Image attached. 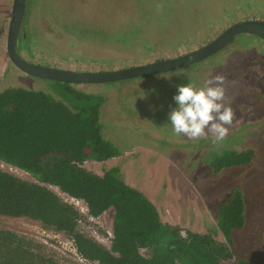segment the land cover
<instances>
[{"label": "rangeland", "instance_id": "1", "mask_svg": "<svg viewBox=\"0 0 264 264\" xmlns=\"http://www.w3.org/2000/svg\"><path fill=\"white\" fill-rule=\"evenodd\" d=\"M8 3L0 0V19L8 22L6 38ZM250 20L264 21V0H28L18 50L28 62L49 68L117 71L192 53L232 25ZM0 59L7 61L0 67L1 92L52 91L50 81L18 70L6 50ZM4 70L8 75L2 77ZM214 75L226 77L224 102L235 112L228 136L216 142L210 133L199 140L175 135L168 115L175 107L177 86L190 80L202 86ZM78 88L106 97L104 136L121 153L104 162L87 161V170L100 176L117 171L150 199L164 222L181 227L184 234H209L227 244L233 259L223 264H264V41L240 35L217 55L179 71ZM249 151L255 154L250 164L212 172L216 156ZM0 168L36 181L3 161ZM237 190L245 201V226L228 240L219 228L220 210ZM114 217L113 209L92 222L83 215L86 225L79 228L88 237L95 231L106 239L107 232H113ZM0 228L39 242L62 263L82 264L63 253L72 255L68 234L4 216ZM106 241L102 244L110 247V239ZM142 254L148 257L150 252Z\"/></svg>", "mask_w": 264, "mask_h": 264}, {"label": "trees", "instance_id": "2", "mask_svg": "<svg viewBox=\"0 0 264 264\" xmlns=\"http://www.w3.org/2000/svg\"><path fill=\"white\" fill-rule=\"evenodd\" d=\"M52 83L54 91L47 93L0 91V161L36 180L0 168V216L28 219L70 235L79 256L92 264H223L233 259L230 247L214 236L187 231L184 237L181 227L164 222L149 198L117 171L100 176L84 168L87 161L119 155V148L104 136L107 99L78 84ZM254 158L250 151L227 152L213 159L211 170L220 173ZM52 187L84 201L94 218L114 210L109 249L80 230L83 216ZM237 191L220 210L219 228L228 240L245 226V201ZM143 250L150 252L148 257ZM0 264L71 263H62L37 241L0 228Z\"/></svg>", "mask_w": 264, "mask_h": 264}, {"label": "water", "instance_id": "3", "mask_svg": "<svg viewBox=\"0 0 264 264\" xmlns=\"http://www.w3.org/2000/svg\"><path fill=\"white\" fill-rule=\"evenodd\" d=\"M27 3L28 0L13 1L11 20L7 33V54L13 65L24 74L57 83L105 85L136 78L166 74L208 60L224 49L232 46L235 43L236 38L240 35L253 36L264 41V21L250 20L232 25L205 47L173 59L108 72H76L58 68H49L28 62L18 52V45L27 12Z\"/></svg>", "mask_w": 264, "mask_h": 264}, {"label": "clouds", "instance_id": "4", "mask_svg": "<svg viewBox=\"0 0 264 264\" xmlns=\"http://www.w3.org/2000/svg\"><path fill=\"white\" fill-rule=\"evenodd\" d=\"M226 77H206L202 86L189 81L178 85L173 97L175 107L168 115L172 130L177 136L199 140L210 133L216 142H222L229 134L235 120L231 105L225 104Z\"/></svg>", "mask_w": 264, "mask_h": 264}, {"label": "built area", "instance_id": "5", "mask_svg": "<svg viewBox=\"0 0 264 264\" xmlns=\"http://www.w3.org/2000/svg\"><path fill=\"white\" fill-rule=\"evenodd\" d=\"M72 201H73V204L76 206V208L79 209V212H81V214H83L86 217H90V218L92 217V216L89 215L88 207L86 206V204L84 203V201H82V200H76V199H72ZM83 203L85 204L84 207L82 205ZM81 205H82V207L79 208V206H81ZM92 220H94V219H92ZM83 222H84L83 219H81L80 222H79L80 227H82V225H84ZM109 234H110V237H109L110 242L108 241V239H107V241L109 242V244H111V240L114 238V235H113V232H110ZM183 236L186 237V234L183 233ZM70 238H71V246L73 247V250H71V254L72 255H68L67 253H64L65 256L66 257H76L78 259V261L80 263H82V264H92L91 262L86 261V260L82 259L79 256V254L77 252V249H76L75 241H74V239L72 237H70ZM100 241L104 242V240H100Z\"/></svg>", "mask_w": 264, "mask_h": 264}, {"label": "flooded vegetation", "instance_id": "6", "mask_svg": "<svg viewBox=\"0 0 264 264\" xmlns=\"http://www.w3.org/2000/svg\"><path fill=\"white\" fill-rule=\"evenodd\" d=\"M1 75H2V77H4V75L7 76L8 73H7L6 70H4V72H1ZM25 75H26V74H25ZM50 82H51V81H50ZM51 83H52V82H51ZM78 86H82V85H78ZM94 86H95V85H94ZM51 87H52V91H54L53 85H51ZM51 87H50V88H51ZM120 154H121V153L119 152V155H117V156H115V157H113V158L119 157ZM113 158H111V159H113ZM91 161H93V160H91ZM85 163H86V162H85ZM84 168H85V167H84ZM111 171H112V170H111ZM117 173H118V172H117ZM27 174H28V173H27ZM29 175H30V174H29ZM118 175H119V174H118ZM30 176H31V175H30ZM123 181H124V180H123ZM124 182H125V181H124ZM125 183H126V182H125ZM126 184H127V183H126ZM128 185H129V184H128ZM129 186H130V185H129ZM131 187H132V186H131ZM55 188H56V187H55ZM56 189H58V188H56ZM136 189H137V188H136ZM58 190H59V189H58ZM140 191H141V190H140ZM59 192H61V191L59 190ZM61 193H62V192H61ZM62 194H64V193H62ZM64 196H65L66 198H69V199H70L69 201H71V204H73V201H72L73 198L69 197V196L66 195V194H64ZM76 200H78V199H76ZM149 200H150V199H149ZM67 202H68V201H67ZM82 205H83V207L85 206L84 203H83ZM86 206H87V205H86ZM75 207H76V206H75ZM78 210H79V209H78ZM79 213H81V212H79ZM81 215L83 216V214H81ZM89 215H90V213H89ZM85 217H86V216H85ZM86 218H87L88 221H91V222L94 221V220H92V219H95L94 217H91L92 219H91L90 217H86ZM97 218H99V217H97ZM80 220H81V219H80ZM79 222H80V221H78V224H79ZM84 224H85V223H84ZM85 225H86V224H85ZM88 228H90L89 225H88ZM109 233H110V231L107 232V235H108V236H107L106 239H108V238L110 237V234H109ZM56 235H57V234H56ZM89 238L92 239L93 241L97 242L98 244H100V245L103 246V247H106V248H108V249L110 248V247H107V246H106L107 243L102 244V241H100V240H106V239H105V237L103 238V236H102L99 232H95V231H94V232H93V237L89 236ZM65 252H66V251H64L63 253H65Z\"/></svg>", "mask_w": 264, "mask_h": 264}, {"label": "crops", "instance_id": "7", "mask_svg": "<svg viewBox=\"0 0 264 264\" xmlns=\"http://www.w3.org/2000/svg\"><path fill=\"white\" fill-rule=\"evenodd\" d=\"M8 1H9L8 5L10 4L8 10L10 11V16H11L12 7H13V1L14 0H8ZM6 4L7 3L5 2V5ZM5 5H4V7H5ZM5 21H7L6 18L0 19V55L4 52V50H6V42H7V38H6V30H7V28L6 27H7L8 22H5ZM5 38H6V40H5ZM6 65H7V61L5 62V60L0 59V67L1 66L5 67Z\"/></svg>", "mask_w": 264, "mask_h": 264}]
</instances>
